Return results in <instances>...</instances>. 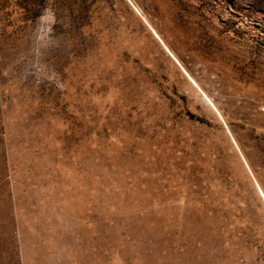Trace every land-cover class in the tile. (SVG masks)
<instances>
[{
	"label": "rangeland",
	"instance_id": "obj_1",
	"mask_svg": "<svg viewBox=\"0 0 264 264\" xmlns=\"http://www.w3.org/2000/svg\"><path fill=\"white\" fill-rule=\"evenodd\" d=\"M263 147L264 0H0V264H256Z\"/></svg>",
	"mask_w": 264,
	"mask_h": 264
},
{
	"label": "trees",
	"instance_id": "obj_2",
	"mask_svg": "<svg viewBox=\"0 0 264 264\" xmlns=\"http://www.w3.org/2000/svg\"><path fill=\"white\" fill-rule=\"evenodd\" d=\"M261 150L264 154V149ZM245 156L246 160L241 155H239V159L242 162L254 189L259 193L258 184H260L264 191V158L256 162L252 160L246 152ZM259 195L261 201L264 203V194H261L260 192ZM250 203V200L247 198L245 204H242L244 206V213L242 212V214L238 215L244 223L242 224L244 229L241 236L238 237L239 241L235 243V246L239 249L244 245L256 248L258 251V263L256 264H264V222H260L258 217V206L262 205L264 207V204L254 205ZM246 216L248 218H246Z\"/></svg>",
	"mask_w": 264,
	"mask_h": 264
}]
</instances>
